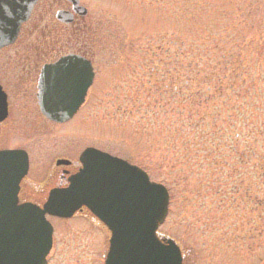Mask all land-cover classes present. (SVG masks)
Segmentation results:
<instances>
[{
	"label": "rangeland",
	"instance_id": "374dc122",
	"mask_svg": "<svg viewBox=\"0 0 264 264\" xmlns=\"http://www.w3.org/2000/svg\"><path fill=\"white\" fill-rule=\"evenodd\" d=\"M82 1L100 24L75 38L62 31L60 45L86 52L95 78L62 127L74 135L57 147L107 152L163 185L158 234L185 264H217L231 251L230 264H262L264 0ZM37 149L34 169L45 160ZM48 220V264H103L100 224L84 214Z\"/></svg>",
	"mask_w": 264,
	"mask_h": 264
},
{
	"label": "water",
	"instance_id": "95a60500",
	"mask_svg": "<svg viewBox=\"0 0 264 264\" xmlns=\"http://www.w3.org/2000/svg\"><path fill=\"white\" fill-rule=\"evenodd\" d=\"M35 1L7 0L17 20L14 35L28 19ZM68 1L75 13L83 14L78 0ZM63 15L58 13L57 20L69 23ZM92 80L91 63L77 55L44 66L39 84L42 114L58 123L71 119ZM79 160L82 169L69 186L51 192L40 209L17 205L18 184L27 169L25 154L0 152V264H46L52 229L45 215L70 218L82 208L110 233L104 264H181L177 245L156 234L168 212L166 189L150 182L139 168L98 150H85Z\"/></svg>",
	"mask_w": 264,
	"mask_h": 264
},
{
	"label": "flooded vegetation",
	"instance_id": "af4514ba",
	"mask_svg": "<svg viewBox=\"0 0 264 264\" xmlns=\"http://www.w3.org/2000/svg\"><path fill=\"white\" fill-rule=\"evenodd\" d=\"M78 1L79 6L85 9L80 11L82 15L73 11L68 0H36L28 19L19 25L14 35L17 20L10 13L7 0H0V151H21L26 156L27 170L18 184V204L29 203L41 208L51 192L67 188L70 179L82 168L79 161L81 153L90 148L85 147L77 154L73 147H57L56 144V139L74 135L62 127L74 119L80 108L70 120L58 123L47 119L39 106V84L44 66L52 65L62 57L77 55L91 63L95 78L92 61L86 52H78L75 47L62 50L60 45L62 31L70 32L75 38L84 28L100 24L90 16L83 1ZM61 12L63 19L70 20L69 23L57 20L56 16ZM46 41L49 45L45 48ZM30 145L37 146L45 158L35 169ZM44 148L45 155L41 151ZM78 214L98 223L85 209L73 217ZM50 218L46 217L47 220ZM246 249L247 254H241L240 259L247 262L249 247ZM181 254L182 264H185V256L183 252ZM236 259H239L238 255L232 251L222 253L217 264H230Z\"/></svg>",
	"mask_w": 264,
	"mask_h": 264
}]
</instances>
